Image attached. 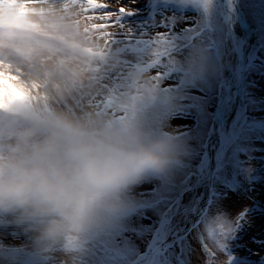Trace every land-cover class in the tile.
I'll use <instances>...</instances> for the list:
<instances>
[{
    "label": "rangeland",
    "instance_id": "rangeland-1",
    "mask_svg": "<svg viewBox=\"0 0 264 264\" xmlns=\"http://www.w3.org/2000/svg\"><path fill=\"white\" fill-rule=\"evenodd\" d=\"M33 2L78 30L41 43L45 63L87 75L74 107L95 108L146 79L155 94L137 108L138 123L175 134L188 153L75 246L38 253L0 219V264H136L144 255L142 264H264V231L252 227L264 221V0Z\"/></svg>",
    "mask_w": 264,
    "mask_h": 264
},
{
    "label": "clouds",
    "instance_id": "clouds-1",
    "mask_svg": "<svg viewBox=\"0 0 264 264\" xmlns=\"http://www.w3.org/2000/svg\"><path fill=\"white\" fill-rule=\"evenodd\" d=\"M78 35L59 9L0 0V219L38 253L114 224L132 208L127 193L188 153L175 134L138 123L137 108L155 94L146 79L95 108L72 105L88 77L79 65L45 63L41 43Z\"/></svg>",
    "mask_w": 264,
    "mask_h": 264
},
{
    "label": "bare ground",
    "instance_id": "bare-ground-1",
    "mask_svg": "<svg viewBox=\"0 0 264 264\" xmlns=\"http://www.w3.org/2000/svg\"><path fill=\"white\" fill-rule=\"evenodd\" d=\"M258 187V188H257ZM257 187H255L256 190L260 189V186L257 185ZM264 221H258V220H254L252 227L254 228V234H259L260 232L264 231Z\"/></svg>",
    "mask_w": 264,
    "mask_h": 264
},
{
    "label": "water",
    "instance_id": "water-1",
    "mask_svg": "<svg viewBox=\"0 0 264 264\" xmlns=\"http://www.w3.org/2000/svg\"><path fill=\"white\" fill-rule=\"evenodd\" d=\"M215 137L217 136V134H218V129H216V131H215ZM140 262H137V264H139Z\"/></svg>",
    "mask_w": 264,
    "mask_h": 264
},
{
    "label": "snow or ice",
    "instance_id": "snow-or-ice-1",
    "mask_svg": "<svg viewBox=\"0 0 264 264\" xmlns=\"http://www.w3.org/2000/svg\"><path fill=\"white\" fill-rule=\"evenodd\" d=\"M121 11H123V10H121Z\"/></svg>",
    "mask_w": 264,
    "mask_h": 264
}]
</instances>
